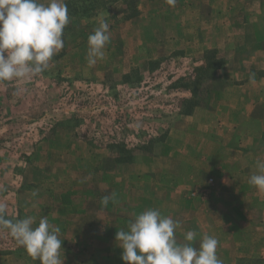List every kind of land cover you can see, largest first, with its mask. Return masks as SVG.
<instances>
[{"label": "rangeland", "instance_id": "374dc122", "mask_svg": "<svg viewBox=\"0 0 264 264\" xmlns=\"http://www.w3.org/2000/svg\"><path fill=\"white\" fill-rule=\"evenodd\" d=\"M65 3L64 45L48 68L0 81L6 217L36 223L47 217L59 227L62 264H125L116 233L149 208L179 222L178 242L190 230L194 247L205 234L215 237L223 264H264V192L248 182L255 169L227 161L231 179L219 182L223 171L200 164L192 188L180 194L158 185L164 171L150 166L181 116L190 115L182 113L188 99L197 102L192 113L213 111L224 89L264 77V0ZM100 19L109 24L110 41L90 67L87 39ZM240 135L224 133L223 143L235 144ZM111 143L147 148L121 162ZM112 193L114 201L103 206L102 197ZM171 196L182 206L178 213L159 208ZM0 264L40 261L0 226Z\"/></svg>", "mask_w": 264, "mask_h": 264}, {"label": "clouds", "instance_id": "9594fccd", "mask_svg": "<svg viewBox=\"0 0 264 264\" xmlns=\"http://www.w3.org/2000/svg\"><path fill=\"white\" fill-rule=\"evenodd\" d=\"M174 5L175 0H167ZM70 20L65 0H0V81H13L43 73L51 58L64 45L63 32ZM109 24L100 19L88 35L87 63L91 67L104 56L110 41ZM249 184L264 192V161H257ZM35 195V193H33ZM115 194L105 195L101 204L114 201ZM35 224V226H34ZM0 226L9 230L16 243L40 264H62L61 229L47 217L36 223L34 217L9 219L0 205ZM179 222L149 208L135 216L127 229L116 233L125 264H223L217 256L218 240L205 234L199 247L193 246L196 233L188 231L184 242L174 232Z\"/></svg>", "mask_w": 264, "mask_h": 264}, {"label": "crops", "instance_id": "0c3cea01", "mask_svg": "<svg viewBox=\"0 0 264 264\" xmlns=\"http://www.w3.org/2000/svg\"><path fill=\"white\" fill-rule=\"evenodd\" d=\"M239 83L224 89L222 102L213 111L197 108L192 114L181 116L150 161V166L157 163L158 169L164 171L163 183L158 185L164 184L169 191L182 194L183 190L192 188L191 182L196 179V167L200 164L223 171L219 182L231 179V172L223 168L227 161L236 163L240 169L256 172L257 161H264V77ZM232 117H237L236 121ZM236 123L239 127L233 130ZM228 132L241 134L235 144L223 143V134ZM174 199L172 196L163 199L159 208L178 213L182 206Z\"/></svg>", "mask_w": 264, "mask_h": 264}, {"label": "trees", "instance_id": "16d2710c", "mask_svg": "<svg viewBox=\"0 0 264 264\" xmlns=\"http://www.w3.org/2000/svg\"><path fill=\"white\" fill-rule=\"evenodd\" d=\"M201 69L198 70V72L200 71ZM195 92V90H194ZM189 102L191 103H187L189 104L190 106H187L188 108L185 109L184 111H182L183 114H191L192 111H193V107L197 104V102H194V100L192 101V99H188ZM186 104V105H187ZM110 147H118L120 148V151L122 153V156L120 155V153L118 154V157L116 158V160H119L121 162H128V161H132L135 154L137 153L136 150L140 149V148H147V144H140V146L138 145H129L127 143H123V144H114V143H111L109 145Z\"/></svg>", "mask_w": 264, "mask_h": 264}]
</instances>
